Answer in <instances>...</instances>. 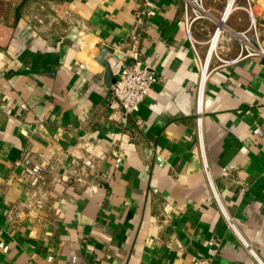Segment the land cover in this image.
I'll use <instances>...</instances> for the list:
<instances>
[{
	"label": "crops",
	"instance_id": "0c3cea01",
	"mask_svg": "<svg viewBox=\"0 0 264 264\" xmlns=\"http://www.w3.org/2000/svg\"><path fill=\"white\" fill-rule=\"evenodd\" d=\"M251 1L264 43V0ZM224 2L204 0L202 54ZM139 3L0 0V264H264V63L212 62L198 133L181 4L155 0L140 50L157 81L142 126L122 131L109 96ZM244 5L225 30L248 27ZM228 31L223 58L238 53ZM25 152L45 168L30 200Z\"/></svg>",
	"mask_w": 264,
	"mask_h": 264
},
{
	"label": "built area",
	"instance_id": "2783aa9c",
	"mask_svg": "<svg viewBox=\"0 0 264 264\" xmlns=\"http://www.w3.org/2000/svg\"><path fill=\"white\" fill-rule=\"evenodd\" d=\"M181 4L182 27L185 38L192 50L195 63L200 71L199 82L196 88V114L197 131L201 130V115L203 109V97L205 83L211 70L212 62H216V68L233 66L248 58H259L264 63V43L260 38L258 16L255 13L251 0H245L241 9L248 18V27L242 32L222 30L214 40L216 30L224 14L229 1H231L230 12L236 6V0H226L224 10L219 21H216L215 29L210 39L204 44L207 45L203 59L197 52L199 43L193 36V27L200 21H214L212 13L205 6L204 0H175ZM158 12L155 0H140L139 7L135 12L130 32L126 38L128 61L121 67V70L110 89L109 103L115 108V121L117 126L125 131L128 125L141 127L142 122L137 116L140 105L144 102L149 90L156 83L157 77L149 66L145 65L140 50V43L146 23ZM229 12V14H230ZM227 15V18L229 16ZM226 18V20H227ZM226 22V21H225ZM230 33L238 42V53L233 58H223L218 52V45L224 36V32ZM157 147L155 152L157 153ZM16 165L23 169L28 180V199L40 192L41 184L44 181V166L36 161L29 152H25ZM206 170V167H205ZM207 172V171H206ZM101 178H107V174H101ZM78 180H80L78 178ZM38 204L39 201L37 200ZM192 264H212L209 258L195 257Z\"/></svg>",
	"mask_w": 264,
	"mask_h": 264
},
{
	"label": "bare ground",
	"instance_id": "6f19581e",
	"mask_svg": "<svg viewBox=\"0 0 264 264\" xmlns=\"http://www.w3.org/2000/svg\"><path fill=\"white\" fill-rule=\"evenodd\" d=\"M230 6H231V1H229L228 2V4H227V7H226V9H225V11H224V14H223V16H222V19H221V22H222V24L220 25V26H218V28H217V30H216V34H215V37H214V40L217 38V36L219 35V33L222 31V30H225V28H224V22H225V20H226V18H227V15L229 14V12H230ZM225 18V20H223Z\"/></svg>",
	"mask_w": 264,
	"mask_h": 264
},
{
	"label": "rangeland",
	"instance_id": "374dc122",
	"mask_svg": "<svg viewBox=\"0 0 264 264\" xmlns=\"http://www.w3.org/2000/svg\"><path fill=\"white\" fill-rule=\"evenodd\" d=\"M225 4H226V0H225V2H224V7H225ZM223 10H224V9H223ZM222 12H223V11H222ZM223 20H225V18H224ZM214 29H215V27H214ZM214 29H213V31H214ZM212 34H213V32H212ZM212 34H211V35H212ZM210 37H211V36H210ZM210 37H208L205 41H208V40L210 39ZM203 45H204V52H203V54L200 53V51L198 50V46H197V52H198V54H199V56H200L201 59L204 58L205 53H206V49H207V45H205V44H203Z\"/></svg>",
	"mask_w": 264,
	"mask_h": 264
},
{
	"label": "water",
	"instance_id": "95a60500",
	"mask_svg": "<svg viewBox=\"0 0 264 264\" xmlns=\"http://www.w3.org/2000/svg\"><path fill=\"white\" fill-rule=\"evenodd\" d=\"M105 81H106V84H108V85L111 83V80H110V72H109V69L108 68H106ZM157 160H158V162H161L160 158H158Z\"/></svg>",
	"mask_w": 264,
	"mask_h": 264
}]
</instances>
